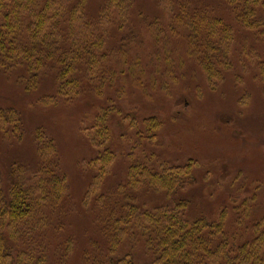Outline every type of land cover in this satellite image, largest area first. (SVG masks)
I'll list each match as a JSON object with an SVG mask.
<instances>
[{
	"label": "rangeland",
	"instance_id": "rangeland-1",
	"mask_svg": "<svg viewBox=\"0 0 264 264\" xmlns=\"http://www.w3.org/2000/svg\"><path fill=\"white\" fill-rule=\"evenodd\" d=\"M115 9L107 0L84 3L83 30L91 41L103 40L94 49L97 63L84 59L75 73L79 88H66L53 104L41 100L57 95L54 62L33 90L24 68L0 71V116L7 118L0 125L2 186L64 181L65 195L54 210L49 205L50 220L33 235L46 264H90L95 249L110 250L104 234L115 229L111 211L133 224L141 211L171 213L180 203L186 206L176 212L189 223L221 221L235 255L264 220V30L236 25L222 0H132ZM217 16L231 24L233 42L228 70L216 78V69L210 76L200 66L205 37L189 41L188 28ZM60 47L71 51L68 41ZM105 152L112 155L107 164L99 161ZM133 166L188 169L173 197L128 183ZM130 244L124 238L117 252L149 260L142 243Z\"/></svg>",
	"mask_w": 264,
	"mask_h": 264
},
{
	"label": "trees",
	"instance_id": "trees-1",
	"mask_svg": "<svg viewBox=\"0 0 264 264\" xmlns=\"http://www.w3.org/2000/svg\"><path fill=\"white\" fill-rule=\"evenodd\" d=\"M131 1L107 0V8L115 5L117 9L120 5H129ZM85 2L79 0L72 9L73 0H0V71L24 68L28 76L27 89L33 90L37 88L42 70L48 63L54 62L59 67L55 77L57 95L43 97L41 103L46 106L61 97L66 88H79L75 73L84 59H88V66L97 63L94 49H98L103 40L94 37L91 41L88 32L83 30L84 24L78 16L83 15ZM222 2L230 9L236 25L255 33L264 30V0ZM67 15L69 18L65 21ZM107 17V11L100 16L102 20ZM65 22L68 23L66 38L62 33ZM190 24L189 41L195 42V35L205 37L204 52L199 53L202 56L200 66L210 76L215 69L216 78L221 76L229 64L230 44L233 42L231 24L218 16L212 20H193ZM66 41L70 42V52H64L60 47V42ZM84 42L93 43L84 47ZM6 121V117L0 116V125H5ZM97 126L100 136L107 137V128L99 119ZM111 158L112 155L105 152L99 161L107 164ZM105 166L101 167L102 171ZM182 169L187 171L188 168L155 172L146 167L133 166L128 173V183H146L154 191H164L174 197L180 193L182 173L186 174ZM47 182H39L34 187L14 184L6 191L0 179V264H46V258L32 245L33 235L50 220L45 215L52 208L49 205L54 206V210L66 192L64 181L58 177ZM94 190L91 188L90 193ZM178 206L184 208L186 204ZM178 206L171 213L141 211L133 224L124 222L122 217L117 218L115 210L111 211L107 220H113L111 223L115 229L110 225L108 233L105 231L104 234L110 250L97 248L87 261L90 264H235L237 255L241 264L248 261L264 264V253L260 251L264 245V220L255 226L256 237L241 245L234 255L221 221L211 223L201 219L189 223L176 212ZM222 217L223 214L219 216L220 219ZM124 238L132 242V246L142 243L149 260H138L131 252L118 253L116 249Z\"/></svg>",
	"mask_w": 264,
	"mask_h": 264
}]
</instances>
